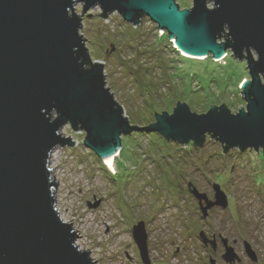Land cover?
Segmentation results:
<instances>
[{
  "label": "water",
  "instance_id": "95a60500",
  "mask_svg": "<svg viewBox=\"0 0 264 264\" xmlns=\"http://www.w3.org/2000/svg\"><path fill=\"white\" fill-rule=\"evenodd\" d=\"M191 1V8L180 9L176 0H0V264L93 263L55 208L57 182L48 160L57 146L74 145L59 133L67 124L85 133L83 145L100 159L120 151L122 135L139 131L196 146L209 134L223 154L231 148L264 153V0ZM78 3L83 11L98 5L104 18L116 11L133 25L145 15L194 57L237 56L249 76L241 85L245 108L232 114L213 105L196 114L177 101L171 114H156L145 127L131 125L105 87L102 64L85 53L80 16L72 12ZM213 190L212 203L192 191L200 206L207 203L203 216L211 205L227 207L219 186ZM132 236L142 263L150 264L142 221ZM244 246L255 261L250 245ZM223 259L238 257L225 246Z\"/></svg>",
  "mask_w": 264,
  "mask_h": 264
},
{
  "label": "rangeland",
  "instance_id": "374dc122",
  "mask_svg": "<svg viewBox=\"0 0 264 264\" xmlns=\"http://www.w3.org/2000/svg\"><path fill=\"white\" fill-rule=\"evenodd\" d=\"M176 3L180 9L192 7L191 0ZM72 12L80 16L85 53L91 63L102 64L105 87L131 125L148 126L155 122L154 111L171 114L177 101L196 114L213 105L223 104L232 114L245 108L241 85L249 80L246 63L230 52L220 61L187 58L145 15L133 25L116 11L100 16L98 5L83 11L78 3ZM59 133L74 145L57 146L49 156L50 177L57 182L55 208L76 230L75 244L89 251L92 264H143L132 236L140 221L150 264H209L208 256L216 264H228L220 258L221 246L216 257L204 248L201 232H219L229 246L236 240L233 251L241 258L236 264H264L262 151L231 148L223 154L209 134L196 146L139 131L121 136L113 171L83 145L82 130L67 124ZM188 184L209 199L218 185L227 207H215L203 219ZM244 242L256 263L248 259Z\"/></svg>",
  "mask_w": 264,
  "mask_h": 264
},
{
  "label": "flooded vegetation",
  "instance_id": "af4514ba",
  "mask_svg": "<svg viewBox=\"0 0 264 264\" xmlns=\"http://www.w3.org/2000/svg\"><path fill=\"white\" fill-rule=\"evenodd\" d=\"M262 154H264V153L262 152ZM188 188L190 189V193L192 194V196L195 198V196L192 193L193 189L191 187V184H188ZM199 193H202V192H199ZM202 194H205V193H202ZM205 196H206V199H207L208 202L212 203L214 201V195H213L212 199H209L206 194H205ZM197 202H198V200H197ZM202 204H203V206H205L207 203L204 200H202ZM198 205H199V202H198ZM198 207L201 210V206L199 205ZM215 207H219V206H217V205H211L206 210L207 212L205 213L204 216H203V213L201 212L202 218L203 219H207V217L209 215V211L212 210V209H214ZM222 209H225V208H222ZM202 233H203L202 236L199 234V237L201 239V243L203 244L204 248L205 249L209 248L210 251H211V254L214 255V257H216L217 256V253H219L218 252L219 251V248H220L219 246H221L222 249H223V253L220 255V258H221V260L223 262H225L224 259H223V255L225 253V246H229L228 239L227 238H224L219 232H217V233L214 232V233H212L210 235L209 234H206L205 232H202ZM223 239H225V241H226L225 244L223 243ZM211 242H213V244H211ZM236 243H237V241L236 240H233L231 246H229V247H232L233 250H234V246L233 245H235ZM208 259H209V264H211V261H212V264H216L217 263L216 259L213 258L212 256H208ZM149 260H150V258H149ZM249 260H251V259H249ZM240 262H241V258L238 257V259H236L234 262L228 263V264H236V263H240ZM251 262L256 263L257 262V256H256V260L255 261L251 260Z\"/></svg>",
  "mask_w": 264,
  "mask_h": 264
},
{
  "label": "bare ground",
  "instance_id": "6f19581e",
  "mask_svg": "<svg viewBox=\"0 0 264 264\" xmlns=\"http://www.w3.org/2000/svg\"><path fill=\"white\" fill-rule=\"evenodd\" d=\"M173 43H174V41H172ZM176 47V46H175ZM178 51H180V52H182L181 54L184 56V57H187V58H191V59H198V60H202L203 58H200V57H194V56H191V55H189V54H187V53H185V52H183V51H181V50H178ZM223 59V58H222ZM222 59H217V60H215V61H220V60H222ZM118 152L119 151H117L116 152V154L115 155H112L111 157H108V158H105V159H100L102 162H103V164L105 165V166H107V167H109L110 169H113L114 167H113V164H114V161H115V156L118 154ZM52 157V154H50V158ZM49 158V165H50V159ZM53 158V157H52ZM108 169V168H107ZM113 171H115V169H113ZM51 174V173H50ZM62 218V217H61ZM62 221L63 222H65L66 224H67V221L66 220H64L63 218H62ZM79 247H80V245H79Z\"/></svg>",
  "mask_w": 264,
  "mask_h": 264
},
{
  "label": "trees",
  "instance_id": "16d2710c",
  "mask_svg": "<svg viewBox=\"0 0 264 264\" xmlns=\"http://www.w3.org/2000/svg\"><path fill=\"white\" fill-rule=\"evenodd\" d=\"M221 37H222V35L218 38V40H220ZM236 57H237V56H236ZM236 57H235V58H236ZM236 59H237V58H236ZM88 65H89V64H88ZM88 65L86 64L85 67H87ZM116 106L119 107L118 104H116ZM122 111H123V110H122ZM164 112H165V111H162V112H160V114H162V113H164ZM156 114H158V113H155L154 116H155ZM126 120H127V119H126ZM121 140H122V139H121ZM120 151H122V150L120 149ZM119 153H120V152H119ZM263 155H264V154H263Z\"/></svg>",
  "mask_w": 264,
  "mask_h": 264
}]
</instances>
